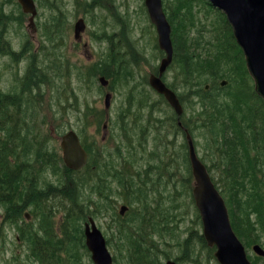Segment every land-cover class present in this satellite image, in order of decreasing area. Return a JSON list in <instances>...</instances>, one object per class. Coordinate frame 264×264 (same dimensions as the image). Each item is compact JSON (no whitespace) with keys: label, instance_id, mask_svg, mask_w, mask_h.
<instances>
[{"label":"rangeland","instance_id":"1","mask_svg":"<svg viewBox=\"0 0 264 264\" xmlns=\"http://www.w3.org/2000/svg\"><path fill=\"white\" fill-rule=\"evenodd\" d=\"M144 1L37 0L36 31L32 32L27 27L28 15H18L22 11L19 4L15 8L17 0H0V25L5 27L7 22L5 36L14 54L13 59L8 54H0V89L2 92L16 91L18 81L24 79L29 82L30 79L33 82L40 79L36 85L29 84L26 87L38 108L31 117L37 119L36 124L38 122L42 129L39 131V146L44 147L45 152H51L53 157L48 161L51 165L36 173V177L40 186L45 182L57 185L63 181L70 186L63 202L58 199V205L72 210L70 217L63 210L54 214L56 228L59 227L60 233L66 230L65 249L70 255L69 259L63 254H58V257L64 258L69 264H93L83 235L87 212H90L89 215L104 233L108 249L115 258L113 264H131L128 253L118 247L119 223L112 210L114 208L119 215L121 205L130 206L125 197L128 184H134L128 186V190L135 191L141 187L143 192L139 197H134L132 207L119 216L125 218L124 228L129 230L141 226L134 214L139 212V208L147 207L156 214L154 219L145 215L147 222L141 228L145 232L151 231L154 240L159 242L163 257L160 264L169 258L175 259L177 264H219L214 257L215 247L208 246L201 239L202 223L192 197L194 178L185 134L177 127L172 109L148 84V74L157 71L164 54L158 46L157 32ZM173 2L176 1L163 0L168 9L167 17L171 18L173 43V37L175 40L180 39V45L186 48V55L213 54L217 50L219 53L220 40L217 35L221 32V23L218 11L210 10L201 0H196L191 13L182 10L178 18L177 14L170 11V6L175 8ZM79 18L84 19L85 30L81 32V40L77 41L73 37L74 23ZM184 18H190L191 21H181ZM233 38L236 49L224 58L230 63L229 67H217L227 76L220 74L206 77L207 73L198 78L193 63L199 57H194L187 62L193 68L190 83L184 80L179 71L177 59L166 70L163 78L181 93L196 151L206 164L228 208H232V217L239 225L243 222L241 215L244 209L237 206L234 189L230 190L224 182L227 159L219 145L221 139L213 140L211 130L200 127L203 121L199 115L201 102L195 94L197 92L203 98L205 93L216 99L228 97L243 82L251 89L253 102L258 105L259 111L264 110L263 98L255 91L254 79L246 73L244 53ZM182 55V49L174 48V58ZM234 59L241 63L242 75L237 72ZM30 68L32 74L44 72V78L33 77ZM100 76L109 80L106 87L99 83ZM108 91L112 93L111 105L105 110L104 96ZM27 108L30 109V106L27 105ZM238 116L242 117V113H237ZM181 120L184 121V116ZM28 121L32 122L30 119ZM50 125L55 128L57 135L71 129L81 135L83 142L93 152L95 172L84 170L66 174L62 159V167L61 164L53 165L59 156L61 158V147L60 140L50 132ZM252 126L251 129L246 127L245 135L263 138L264 123L255 120ZM37 127L33 130L37 131ZM225 131L223 138L227 134L233 139L234 134L228 122ZM255 140L258 142L257 147H251L250 154L257 160V179L261 182L258 194L264 197V182L261 180L264 178V138ZM54 167L62 168V171ZM243 180L241 199L245 201L247 193L252 197L256 184L250 185L249 178ZM122 182L126 186L121 185ZM101 200L108 201L110 205L107 207ZM56 201L54 198L51 203L45 204L49 207ZM71 203H75L78 213L82 214L74 218ZM160 211L170 214L171 220H162L164 218L160 216ZM3 212L0 206V233L4 239L3 247L0 243V264H37L26 252H22L25 246L17 239L14 227L2 223ZM251 221L255 224V231L243 234L241 239L250 260L254 264H264V257L252 249L254 244L264 248V228L255 215H250ZM154 223L157 226L155 229L159 231L154 232ZM129 232L132 233L131 230ZM143 248L148 249L144 242ZM20 252L21 255H18ZM48 263L55 264L52 260Z\"/></svg>","mask_w":264,"mask_h":264},{"label":"trees","instance_id":"2","mask_svg":"<svg viewBox=\"0 0 264 264\" xmlns=\"http://www.w3.org/2000/svg\"><path fill=\"white\" fill-rule=\"evenodd\" d=\"M175 1L176 2H173L175 8L170 6V11L172 10L179 18L182 10L191 13L193 4L196 0ZM201 1L208 9L212 10L207 0ZM164 10L165 12L168 11L166 5H164ZM18 15L22 16V13L19 12ZM218 15V19L221 23V32L217 35L220 40L219 53L217 50L213 54L195 53L194 55H186V48L180 45L181 40H175L173 37L175 50L177 47L183 50V55L178 57L179 59L176 56L174 60H178L179 71L182 73L184 80L187 83L191 82L190 75L193 72V68L189 66L187 62L194 57H199V60L193 63L194 72L199 75L197 76L198 78L207 73L209 74L206 77H209L210 75L220 76V74L227 76L223 71H219L221 68L218 69L217 67L220 65H227L229 67L230 63H227V60H224V58L228 57L229 54L234 53V38L231 28L223 14L218 12ZM182 16L186 17L184 14H182ZM168 19L171 22V18L168 17ZM187 20H190V18H184L181 21ZM6 28L7 22L5 27L0 25V54H8L11 59H13L12 56H14V54L11 51L9 40L5 36ZM238 51L241 52L239 49ZM241 60L243 63L242 57ZM234 62L236 64L235 68L237 72L242 75L243 70L240 68L241 63L235 59ZM188 67H190V69H188ZM247 72L248 71H246V73ZM30 74L33 77L36 75V77L40 78H44L45 76L44 72L40 75L32 74L31 68ZM38 81H40V79H35L33 82L30 79L29 82L22 79L18 81V89L16 91L8 90L2 92L0 89V206H2L4 210L2 223H8L16 228L17 239L25 246V249L22 252H26L27 256L37 262V264H49V260H52L55 264H69L64 258L58 257V254H63L66 259H69L70 255L68 254V249H65L66 243L64 239L66 238V230L64 233L59 232V227L56 228L57 225L54 222V214L56 212L61 213L63 210V213L65 211V213L69 214V218L72 210H70V208L65 209L63 205H58V200L49 207H47V204L45 203H51L50 201L54 196H59V200H62L63 202L67 195V189L70 190V186L65 185V181L57 185L50 183L46 184L45 182V184L40 186L36 177V173L39 174L43 168L51 165V162L48 163V161L53 157L51 152H45L44 147L39 146V131L42 129L39 128L38 122L36 124L37 119L31 117V115L36 112L37 105L28 95L30 90L26 86L29 84L36 85ZM171 87L174 89L173 86ZM177 93L180 99L183 100L181 93ZM195 94L199 97L201 102V111L199 112V115L203 117V121L200 127L211 130L210 133L213 140L216 138L221 139L219 145L223 148L227 159V166L224 170L226 179L224 178V182L230 190L234 189L236 204L239 208L244 209V213L241 215L243 222H240L238 225L235 218L232 217L234 214L232 208H229L230 218L232 217L231 223L237 235L240 238H243V234L246 235L247 233L250 234L255 231V224L252 221L250 222V215H255L259 224H262V227L264 228V197L258 194L261 182L257 179V160H254L250 154L251 147H257L258 144L255 138L263 140L264 129L261 134L263 138L255 137L254 135L247 137L245 135L246 127L249 129L253 128L252 124L255 120L264 123V110H262V112L259 111L258 105L253 102L254 95L251 92V89L243 82L239 84L236 90H234V92L228 97H220L216 99L212 98L208 93H205L203 98L197 92H195ZM258 99L260 100V97H258ZM27 105L30 106V109L27 108ZM253 109L257 112H254ZM237 113H242V117H237ZM183 116L184 121L182 123L189 130L190 127L188 125L189 122L186 113ZM28 119L32 120V122H29ZM227 122L231 125V130L234 134L233 139L227 134L223 138L224 133H226L225 129ZM239 122H244V124H240ZM36 125H38L37 131H34L33 128L36 127ZM191 130L192 129L190 128V132ZM35 133L37 136H35ZM85 148L90 156L88 164L81 170L77 171L65 168L64 171L66 174H76L84 170L95 172L93 152L86 144ZM58 164H61L62 167L60 156L57 163L53 165ZM105 168L109 172L107 165ZM116 168L121 170L118 167ZM53 169L57 168L54 167ZM242 169L244 171L241 174ZM58 171L61 172L62 168H58ZM83 174L87 175L90 173ZM243 178H249L250 185H257L254 187L255 192L253 191L251 193L252 197H249L250 193L246 194L245 201L241 199L244 185ZM261 180L264 182V178ZM121 185L126 186L123 182ZM133 185L134 184H128L125 193L130 208L134 202L133 198L139 197L143 192L141 187L135 189V191L128 190V186ZM103 202L106 203L107 207L110 205L108 201ZM71 205L74 210V218L77 215L82 214V212L80 214L78 213V208L75 203H71ZM27 209L34 215L36 222L35 225L32 224V221H26L24 219L22 213L24 214ZM141 209L142 208H139V212L134 213L139 219V221H135L140 223L141 226H144L147 222L145 220V215H150L151 218L154 219L156 214L150 212L147 207ZM112 210L119 223L117 226V233L120 235L118 238L120 240L118 242V247L120 250H124L128 253L131 264H160L162 261V251L159 250V242L154 240L151 231L145 232L141 226L129 230L125 229V218L119 216L114 208H112ZM89 213L90 212L86 213V217L91 216ZM160 214V216L164 218L162 220L168 222L171 220L170 214H163L161 211ZM66 217L67 216H65V218ZM252 226H254V228ZM152 227L154 232L159 231L158 229H155L157 228L156 223H154ZM130 230L132 233L129 232ZM190 235L191 234H189V236ZM0 238L2 239L0 243L3 247L4 239L2 238L1 233ZM201 239L204 242L203 236H201ZM143 242L148 246V249L143 248ZM18 255H21V252L18 253Z\"/></svg>","mask_w":264,"mask_h":264},{"label":"water","instance_id":"3","mask_svg":"<svg viewBox=\"0 0 264 264\" xmlns=\"http://www.w3.org/2000/svg\"><path fill=\"white\" fill-rule=\"evenodd\" d=\"M25 13H30L29 26L34 30V16L37 13L33 0H18ZM214 7L220 9L232 26L237 44L243 50L246 66L254 79L255 91L264 101V0H210ZM150 20L155 25L158 34L159 48L165 52L160 60L157 73H150L149 85L163 95L172 107L181 125L179 117L183 107L176 93L162 80V76L173 57L171 41V25L163 11L162 0H145ZM84 29V22L79 19L74 24V34L78 37ZM99 81L106 86L108 81L100 77ZM223 82L222 84H224ZM105 107L110 105V94L105 95ZM186 131L188 156L194 177L192 195L199 211L203 236L208 246H215L214 253L220 264H252L247 258L245 247L232 229L228 209L219 190L211 180L210 174L199 159L192 136ZM62 158L66 167L72 170L81 169L87 161V153L82 147L78 135L68 131L61 137ZM126 205H121L119 213L123 215ZM85 244L91 252V259L95 264H112V257L106 246L105 238L97 228L94 220L89 218L85 223ZM253 251L264 257V248L259 244L252 246ZM164 264H176L167 260Z\"/></svg>","mask_w":264,"mask_h":264},{"label":"bare ground","instance_id":"4","mask_svg":"<svg viewBox=\"0 0 264 264\" xmlns=\"http://www.w3.org/2000/svg\"><path fill=\"white\" fill-rule=\"evenodd\" d=\"M60 166V164H58ZM59 168V167H58ZM58 168L56 170H58ZM56 198L57 200L59 199V196L53 197V199Z\"/></svg>","mask_w":264,"mask_h":264}]
</instances>
